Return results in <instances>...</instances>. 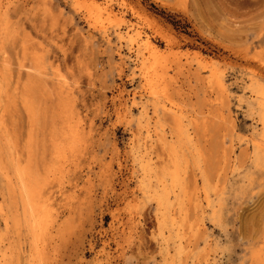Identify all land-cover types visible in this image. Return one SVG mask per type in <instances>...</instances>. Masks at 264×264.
Instances as JSON below:
<instances>
[{"label":"rangeland","instance_id":"rangeland-1","mask_svg":"<svg viewBox=\"0 0 264 264\" xmlns=\"http://www.w3.org/2000/svg\"><path fill=\"white\" fill-rule=\"evenodd\" d=\"M109 2L122 17L111 19L113 22L105 18L99 25L89 20L84 2L0 0V68L7 87L4 91L3 86L0 105V123L4 124L0 127L4 130L0 133V157L9 155V146L17 147V152L24 148L30 132L37 141L49 143L50 128L58 126L55 113L59 100L70 104V114L79 125L72 151L62 161L63 168L47 172L52 159L40 162L43 174L52 173L44 186L49 184L45 186L49 196L55 188L50 201L54 210L60 211L55 212V218L63 230L62 234L59 228L53 237L56 241L51 240L48 246L49 264H161L165 248L169 250L167 259L174 257L173 264H264V0ZM116 29L130 30L131 34L139 30L142 36L152 38L160 52L145 48L138 52L137 41L120 42ZM152 61L157 62L156 70L145 73L144 62L149 65ZM161 67L168 68L163 71ZM159 71L167 72V77ZM156 73L160 75L153 84L158 91L152 93L148 80ZM62 82L67 88L71 85L63 96L58 88ZM29 83L31 90L26 88ZM160 84H165L161 85L165 89ZM212 84L222 90L220 94L224 89L226 94L215 92ZM25 92L30 93L34 115L24 102ZM134 97L139 103L126 115L123 107ZM175 125H181L182 134ZM159 132H165L168 141H176L181 147L180 180L186 191L191 188L188 196L184 194L183 200L173 203L175 208L172 204L168 211L175 221L169 223V244L158 234L156 181L143 175L142 164L147 157L139 156L146 151L145 140L150 135L154 141L148 156L152 171L169 165L167 148L155 140ZM164 153L166 156H161ZM0 171V201L6 204L10 194L1 167ZM141 181L152 183L145 194L140 190ZM58 186H64L63 190ZM191 193L198 196L192 199ZM71 203L73 206L68 205ZM2 216L0 213V235L5 230ZM21 240L26 251L21 264H26L28 239L22 236Z\"/></svg>","mask_w":264,"mask_h":264},{"label":"bare ground","instance_id":"bare-ground-1","mask_svg":"<svg viewBox=\"0 0 264 264\" xmlns=\"http://www.w3.org/2000/svg\"><path fill=\"white\" fill-rule=\"evenodd\" d=\"M76 3L78 2H84V4L86 3L88 5V8H87V15H88V18L89 20L93 23V24H96L98 23L100 25L101 22H103L104 20L103 19H109V21H111V19H116L118 20L117 18L118 17H122L121 13L115 9V7L111 4V2H109V0H75ZM5 4V3H4ZM3 6H1L2 8ZM119 9V8H118ZM80 10V9H79ZM84 10V9H83ZM120 10V9H119ZM115 20V21H116ZM5 22V21H4ZM3 22V23H4ZM106 22V20H105ZM108 22V21H107ZM113 22V21H111ZM90 23V22H89ZM104 23V22H103ZM103 23H102V27H103ZM1 22H0V26H1ZM5 24V23H4ZM110 24V23H108ZM116 24V23H115ZM97 25V26H99ZM106 25V24H105ZM119 26V25H117ZM4 27V25H3ZM115 27V26H114ZM124 27V26H123ZM5 28H6V25H5ZM106 28V27H105ZM4 29V28H3ZM109 29V28H108ZM128 29V28H127ZM131 29V28H130ZM117 30V29H116ZM110 31V30H108ZM136 30H134L135 32ZM7 32V31H6ZM88 32V31H87ZM90 33V32H89ZM88 33V34H89ZM107 33V31H106ZM133 33V31H132ZM142 33L138 30L136 31L135 34H131V31L130 30H126L125 31H122V30H117L116 32V37L117 39L122 42V41H137V49H138V52H140L141 50L143 51V48L149 50L150 52H156V51H159V49L157 50V48H159L152 40V38H150V36L148 35H141ZM87 38V37H85ZM84 38V39H85ZM106 38H108L106 36ZM88 39V38H87ZM86 39V40H87ZM107 41H109V39H107ZM135 41V43H136ZM168 44V42H166ZM26 44V43H25ZM159 44V43H158ZM131 44H129L130 46ZM30 46L34 47L33 45L30 44ZM165 46V45H164ZM168 46V45H167ZM24 47V46H23ZM26 48V47H25ZM119 48V47H117ZM167 48V47H166ZM170 48V47H169ZM33 49V48H32ZM120 49V48H119ZM29 50V48L27 49ZM133 50V49H132ZM135 50V48H134ZM163 50V48H162ZM165 50V49H164ZM131 51V50H130ZM148 51V52H149ZM173 50H169V52L173 53V55H176V52L174 54V52H172ZM175 51V50H174ZM179 51V50H178ZM177 51V52H178ZM136 52V53H138ZM160 52V51H159ZM168 52V51H167ZM165 53L164 51V54H166L167 56L166 57H169L170 53ZM197 52V51H196ZM143 53V52H142ZM146 53V52H145ZM123 54V52H122ZM141 54V53H140ZM160 54V53H159ZM163 54V53H162ZM194 54H198V53H195ZM201 54V52H200ZM203 54V53H202ZM201 54V56H202ZM178 55V54H177ZM176 55V56H177ZM204 55V54H203ZM38 56V55H37ZM126 56V55H125ZM131 56V55H130ZM138 56V55H136ZM146 57V55H144ZM195 56V55H194ZM40 57V56H39ZM172 58V55L170 56ZM175 57V56H173ZM207 57V56H206ZM130 58V57H128ZM138 58V57H137ZM144 58V57H143ZM171 58H168L169 60ZM176 58V57H175ZM208 58V57H207ZM140 59V58H139ZM138 59V61H139ZM167 59V60H168ZM173 59V58H172ZM180 59V58H179ZM201 59V58H200ZM137 60V59H136ZM165 60V59H164ZM166 60V61H167ZM177 60V59H175ZM174 60V61H175ZM187 60V59H186ZM204 60V59H203ZM209 60V59H208ZM41 63L42 60H40ZM50 61V60H49ZM143 61V60H142ZM162 61V60H161ZM173 61V60H171ZM181 60H179L180 62ZM198 61V60H197ZM0 62H1V58H0ZM51 62H52V59H51ZM55 62V59L53 61V63ZM159 62V61H158ZM186 61H184L185 63ZM208 62V61H207ZM4 63V62H3ZM21 63V62H20ZM19 63V65H20ZM33 63V62H32ZM31 63V64H32ZM48 63V62H47ZM156 61H152L151 64L149 65H146L145 62H144V65L142 67H145L144 69V72L145 73H148L150 72L151 70L154 71L156 70ZM168 63V61H167ZM175 63V62H174ZM173 63V64H174ZM204 65L206 64L205 62H202ZM29 65V63H27ZM30 64V66H31ZM40 64V62H39ZM57 64V63H56ZM55 64V65H56ZM142 64V63H141ZM162 64V63H161ZM171 64V62H170ZM169 64V65H170ZM180 64V63H179ZM183 65V62L181 63ZM25 64L22 63V66H24L25 68ZM54 65V64H52ZM166 66L169 67V65L167 64H164ZM190 65V64H189ZM203 65V67H204ZM21 66V65H20ZM35 66V65H34ZM136 66V65H135ZM138 66V65H137ZM158 66V65H157ZM162 66V65H161ZM171 66V65H170ZM176 66V65H175ZM179 66V65H178ZM193 66V65H191ZM195 66V65H194ZM209 66V65H208ZM2 67V66H1ZM3 67H7V65L4 63V66ZM52 67V66H51ZM56 67V66H55ZM141 67V68H142ZM159 67H160V64H159ZM158 67V68H159ZM168 67H164L165 68H168ZM202 67V68H203ZM33 68V66L31 67ZM36 68V67H35ZM54 68V67H52ZM60 68V66H59ZM163 67H161V70L164 71V69H162ZM205 68V67H204ZM26 69H28V66L26 65ZM40 69V68H39ZM214 68H212L213 70ZM24 70V69H23ZM54 70H57V69H54ZM60 70V69H59ZM160 70V68L158 69ZM207 70V69H206ZM4 71H5V68H4ZM19 71V70H18ZM31 71V70H30ZM29 71V72H30ZM33 71V70H32ZM36 71V70H34ZM48 71V69H47ZM61 71V70H60ZM60 71H57V72H60ZM62 71H65V70H62ZM136 71V70H135ZM210 71V70H209ZM6 72V71H5ZM43 72V71H42ZM53 72V70H52ZM156 72V71H155ZM154 72V73H155ZM158 72V71H157ZM161 71H159L160 73ZM32 74H34V72H31ZM37 73V72H36ZM40 73V72H38ZM64 73H67V72H64ZM151 73V72H150ZM149 73V74H150ZM159 73H156V77L154 75H151L149 76L150 79L148 80L150 83H151V92L152 93H156V87L155 84H153L154 82H156L157 80V77L159 78ZM164 72H161V74H163ZM167 72H165V75H166ZM176 73V72H175ZM206 73V72H205ZM21 73L19 72V76ZM30 74V73H29ZM61 74V73H60ZM157 74H159L157 76ZM169 74V73H168ZM170 74L172 75V73L170 72ZM27 75V74H26ZM44 75V74H42ZM54 75V74H53ZM56 75V74H55ZM68 75V74H67ZM132 75V74H131ZM164 75V74H163ZM164 75V78L167 77V75L165 76ZM173 75H176L173 73ZM204 75V74H203ZM217 74H215L216 76ZM18 76V78H19ZM30 76V75H29ZM60 76V75H59ZM66 76V75H65ZM47 77V76H46ZM57 77V76H56ZM219 77V76H218ZM217 77V78H218ZM58 78V77H57ZM63 78V77H62ZM163 78V76H162ZM160 78V80L162 79ZM163 78V79H164ZM171 79V77H168ZM168 78L166 79V81H168ZM203 78H206V77H203ZM53 79V78H52ZM145 79V77H144ZM147 79V78H146ZM173 79V78H172ZM177 79V78H176ZM175 79V80H176ZM4 75H3V72L0 68V105L2 103V92H3V86H4ZM31 80V78H30ZM54 80H58V79H53ZM63 81V80H62ZM68 81V80H66ZM147 81V80H145ZM56 82H60V81H56ZM65 82V81H64ZM70 82V80H69ZM148 82V83H149ZM164 82V81H163ZM171 82H174V81H171ZM220 82V81H219ZM250 82V81H249ZM165 83V82H164ZM169 83V82H168ZM175 83H177L175 81ZM206 83V82H205ZM6 84V83H5ZM40 84V83H39ZM53 84V83H52ZM74 84V83H72ZM167 84V82L165 83ZM165 84H160V87L162 88V86H165ZM171 86V83H169ZM255 87V84L252 83ZM260 84V83H259ZM54 85V84H53ZM148 85V84H147ZM162 85V86H161ZM213 85V84H212ZM40 86V85H39ZM48 86V85H47ZM69 86H71L69 84ZM68 86V88H69ZM146 86V85H145ZM5 87V86H4ZM44 87V86H43ZM49 87V86H48ZM73 87V86H72ZM71 87V88H72ZM144 87V86H143ZM159 87V89H160ZM166 87V86H165ZM167 87V89H168ZM213 89L215 90V92H217L218 90H216V87H214V85L212 86ZM258 87V86H257ZM7 87L4 88V91ZM26 88L27 90H31L32 88V85L29 83L26 85ZM51 88V87H50ZM58 88H59V92L63 95H66V93L68 92V88L66 87L65 83L62 82V84L58 85ZM150 87H148L149 89ZM38 89V87H37ZM147 89V90H148ZM162 89H165V88H162ZM161 89V90H162ZM166 89V90H167ZM258 89V88H256ZM36 90V89H35ZM53 90V89H52ZM74 90V88L72 89ZM144 90H145V87H144ZM150 90V89H149ZM221 90V89H220ZM218 91L219 94L220 92L222 91ZM7 91V90H6ZM41 91V90H40ZM58 91V89H57ZM211 88H210V93H211ZM35 92V91H34ZM37 92V91H36ZM72 92V91H70ZM147 92V91H146ZM164 95L166 96L165 91H163ZM255 92V91H254ZM253 92V93H254ZM27 94H24L25 97H24V102L26 103V106L29 110V113L31 114H35V109L34 107L32 106L31 104V99H30V96L28 94V92H25ZM74 93V92H73ZM76 93V92H75ZM129 93V92H128ZM143 93V92H142ZM150 93V92H148ZM160 93V92H159ZM209 93V94H210ZM213 93V92H212ZM252 93V92H251ZM261 93L262 95H264V91L261 90ZM32 94V93H31ZM55 94V93H54ZM68 94V93H67ZM144 94V93H143ZM218 94V95H219ZM223 94H226L225 92V89H224V92ZM222 93L220 95H223ZM255 94V93H254ZM40 95V94H39ZM70 95V94H69ZM74 96V95H72ZM70 96V97H72ZM130 96V95H129ZM212 96V95H211ZM216 96V95H215ZM214 96V98H216ZM69 97V98H70ZM155 97V95H154ZM210 97V96H209ZM213 97V96H212ZM219 97V96H218ZM55 98V97H54ZM62 98V97H61ZM68 98V99H69ZM75 98V97H74ZM167 98V97H166ZM258 98V97H257ZM262 98V97H261ZM46 99V98H45ZM153 99V98H152ZM169 99V98H168ZM64 99L59 100V103H58V107H57V111L55 114H57V128L55 127H51V131H50V137H49V143H41L40 141H37L36 139L33 138V134H31L30 132V138H29V141L28 143L24 146H22V149L19 150V152H17V147L16 148H13L11 149L12 147L9 146L8 148V152H9V155L7 153V156L4 158L3 157H0V167L2 169V172L4 174V177L6 179V182H7V185H8V191H9V194H10V201L6 204H4L2 202V200L0 201V213L4 216V222H5V230H3L4 233H2V235H0V264H21V259H22V254L25 253L24 252V248L22 246V240H21V237L22 236H26V238L28 239V259H27V263L26 264H49L48 260H47V251H48V246L52 241H56L54 237L55 233L57 234V232L59 231V228H60V222L57 221V219L55 218V212H57V210L55 211L54 207L52 206L50 199L51 197H53V195H51L53 192V190H55V188L50 192V196H49V192H47V186L49 185H45L44 186V181H46L45 179H49L48 177H50L52 175V173L50 174V176H48L49 174H43V171L40 169L41 166H40V162L41 160H46V159H52V163L48 164L47 165V168L50 169L48 170L47 172L49 171H53L56 172L57 170H60L61 168H63L62 166L64 164H62V161L63 159L66 157V154L68 153L69 150H71L72 148V144H73V140L74 138L76 137V135L78 134V130H79V125H78V122L76 120L73 119L74 116H72L70 114V107H69V103L66 102V101H63ZM66 100V99H65ZM160 100V99H159ZM47 101V100H45ZM128 101V100H127ZM155 100H153L154 102ZM258 101V99H257ZM54 102V101H53ZM76 102V101H75ZM262 102V100H261ZM56 103V102H55ZM139 102L137 101V99L134 97L132 98L131 100V103L130 104H127V105H124L123 107V112L126 114V115H130L131 112H132V108L131 106L135 105V104H138ZM155 103V102H154ZM163 103V102H162ZM172 103V102H171ZM77 104V102H76ZM123 104V103H122ZM121 104V105H122ZM153 104V103H152ZM174 104V103H172ZM258 104V103H257ZM261 104H263V112L261 114V118H262V123H263V127H264V103L262 102ZM35 105V104H33ZM49 105V104H48ZM52 105V104H51ZM56 105V104H54ZM53 105V106H54ZM177 105V104H176ZM175 105V106H176ZM52 106V107H53ZM179 106V105H178ZM177 106V107H178ZM262 106V105H261ZM44 107V106H43ZM77 107V106H76ZM79 107V106H78ZM171 107V106H170ZM72 108V107H71ZM150 108V107H149ZM172 108V107H171ZM173 109V108H172ZM171 109V110H172ZM182 109V108H181ZM37 110V109H36ZM80 110V109H79ZM166 110V109H165ZM121 111H122V108H121ZM149 111V110H148ZM163 111V110H162ZM37 112V111H36ZM43 112V111H42ZM48 112V111H47ZM78 112V111H77ZM80 112V111H79ZM119 112V111H118ZM122 113V112H121ZM157 113V112H155ZM154 113V114H155ZM162 113V112H161ZM169 113V112H168ZM261 113V111H260ZM30 114V116H31ZM42 114V113H41ZM80 114V113H79ZM170 114V113H169ZM45 115V114H44ZM43 115V116H44ZM77 115V114H76ZM83 115V114H81ZM172 114H170L171 116ZM79 116V115H78ZM165 116V113L163 114V117ZM177 116V115H176ZM121 117V116H120ZM179 117V116H178ZM31 118V117H30ZM41 118V117H40ZM45 118V117H44ZM152 118V117H151ZM166 118V116H165ZM168 118V117H167ZM1 119V118H0ZM34 119V118H33ZM33 119H30L33 120ZM85 119V118H84ZM83 119V121H84ZM180 119V117H179ZM35 120V119H34ZM47 120V119H46ZM172 120V119H171ZM181 120V119H180ZM179 120V121H180ZM42 121V120H41ZM176 121V119H175ZM193 121V120H191ZM35 121H33L34 123ZM49 122V121H48ZM2 123V122H1ZM0 123V127L1 125L4 126V124H1ZM32 123V124H33ZM51 123V122H50ZM87 123V122H86ZM168 123V122H167ZM258 123V122H257ZM260 123V122H259ZM47 124V123H46ZM84 124V123H83ZM169 124V123H168ZM174 124V123H173ZM30 125V124H28ZM44 125V123H43ZM50 125V124H48ZM171 125V124H169ZM193 125V124H192ZM6 126V125H5ZM176 126V125H175ZM84 127H85V124H84ZM91 127V126H89ZM166 127V125H165ZM174 127V126H173ZM179 133H183V130H182V127L181 125H177L176 126ZM193 127V126H192ZM34 129V127H32ZM31 128V129H32ZM46 128V127H45ZM3 129V128H2ZM2 129L0 130L2 133ZM5 129V128H4ZM28 129V128H27ZM26 129V130H27ZM41 129V128H40ZM40 129H39V132H40ZM139 129V128H138ZM176 129V130H177ZM194 129V127H193ZM6 130V129H5ZM10 130V129H9ZM49 130V128H48ZM85 130V129H84ZM148 132L150 131L149 129H147ZM30 131V130H29ZM87 131V130H85ZM164 131V130H163ZM178 131H176V133H178ZM191 131V130H190ZM194 131V130H193ZM28 131H26L25 133L27 134ZM167 132V131H166ZM7 133V132H6ZM5 133V134H6ZM9 133V131H8ZM29 133V132H28ZM34 133V132H33ZM38 133V132H37ZM87 133V132H86ZM158 133V132H157ZM161 133V132H159ZM172 133V132H171ZM170 133V134H171ZM178 133V134H179ZM10 134H11V131H10ZM135 134V133H134ZM8 135V134H6ZM22 135V134H21ZM39 135V134H38ZM48 135V134H47ZM81 135V134H80ZM137 135V134H136ZM157 135V134H156ZM174 135V134H173ZM180 135V134H179ZM5 136V135H4ZM10 138L11 136L8 135ZM25 136V134H24ZM40 136V135H39ZM78 136V135H77ZM177 136V135H176ZM2 137V136H1ZM7 137V136H6ZM14 137V136H12ZM89 136H87V139H88ZM175 137V136H174ZM177 137H180V136H177ZM262 137L264 139V132L262 133ZM9 138V139H10ZM23 138V137H21ZM42 138V137H41ZM79 138V137H78ZM156 138V137H155ZM7 138H5L4 140H6ZM39 139V138H38ZM82 139V138H81ZM134 139V138H133ZM253 139V138H251ZM8 140V139H7ZM15 140V138H14ZM83 140V139H82ZM86 140V138H85ZM156 142H158L157 144H159L163 149L167 148L168 152L166 151L167 155H168V163L169 165L168 166H162L163 168L159 171L157 169V172L154 173L151 169V165L149 163L148 160L152 159L151 157L149 158V153H150V150L152 149V145L154 144V141L152 140L151 136L149 135V138L145 140V144L147 145V148H146V151L142 154V155H139L140 157H147V159L143 162L142 164V172H143V175L145 177H148V180H153L155 179L156 183H155V186L158 187V189H155L154 190V198H155V201H156V204H157V220H158V234L161 235V237L163 238V242L166 243V244H169V239H170V224H175V221H174V217L172 216L171 218L168 211L170 209V206L173 204V203H177V202H181V200H183V196L184 194L186 195L187 194V191L188 193L190 192L189 190L191 188L188 189V184H187V191L185 190L184 188V185L182 183V180H180V178H182L183 176L180 175V162L181 161V155H180V149L181 147L179 146V144L175 141V142H170L168 141V136L164 133H161L159 134L158 138L155 139ZM180 140V139H179ZM257 140V139H256ZM9 141H13V139L9 140ZM7 141V142H9ZM17 141V140H16ZM25 141V139L23 140L22 139V143ZM84 141V140H83ZM196 141V140H195ZM194 141V142H195ZM254 141V140H253ZM0 142H1V139H0ZM46 142V141H44ZM136 142V141H135ZM134 142V144H135ZM256 142V144L259 142L258 141H254ZM6 143V141H5ZM11 144H13V142H11ZM9 143V145H11ZM43 144H48L47 146H44ZM138 144V143H137ZM261 144V143H260ZM7 145V144H6ZM22 145V144H21ZM189 145V144H188ZM262 145V144H261ZM13 146V145H12ZM15 146V145H14ZM184 146V145H183ZM190 146V145H189ZM197 146V145H196ZM21 147V146H20ZM86 147V146H85ZM257 147V146H256ZM133 148H134V145H133ZM158 148V147H157ZM160 148V147H159ZM158 148V151L160 150ZM1 149V148H0ZM19 149V148H18ZM81 149V148H80ZM153 149H155L153 147ZM191 149V148H190ZM7 150V149H6ZM13 150V151H12ZM194 150V149H193ZM196 150V149H195ZM72 151V150H71ZM155 151V150H154ZM157 151V150H156ZM255 151V149H254ZM78 152V151H77ZM136 150L134 151V154H136ZM189 152V151H188ZM188 152L187 155H188ZM191 152V151H190ZM79 153V152H78ZM182 153V152H181ZM195 153V152H194ZM1 154V152H0ZM77 154V153H76ZM156 154V153H155ZM158 154V153H157ZM156 154V155H157ZM257 154V153H256ZM5 155V154H4ZM70 155V154H69ZM69 155L68 158L70 157ZM156 155H155V158H156ZM2 156V155H1ZM136 157L138 155H135ZM161 156H166L165 153L164 155H161ZM189 156V155H188ZM193 156V154H192ZM164 158V157H163ZM158 159H160L158 157ZM47 160V161H48ZM77 160V159H76ZM157 160V158H156ZM163 160V159H162ZM186 160V159H185ZM259 160V159H258ZM8 161H10L11 163L8 165ZM67 161V160H66ZM51 162V161H50ZM158 162V161H156ZM155 162V163H156ZM190 162V161H189ZM43 163V162H42ZM48 163V162H47ZM165 164V163H164ZM68 167V166H67ZM66 167V168H67ZM187 167V166H186ZM201 167V166H200ZM65 168V170H66ZM46 169V168H45ZM44 169V171H45ZM64 170V169H63ZM186 171V170H185ZM184 171V172H185ZM1 172V171H0ZM46 172V171H45ZM197 173V172H196ZM60 173H58L59 175ZM66 174V173H65ZM187 174V173H186ZM61 175V174H60ZM59 175V176H60ZM64 175V173H63ZM188 175V174H187ZM197 175V174H196ZM3 176V175H2ZM57 176V175H56ZM55 176V179H57ZM181 176V177H180ZM189 176V175H188ZM194 176V175H193ZM194 178V177H193ZM198 178V177H197ZM196 178V179H197ZM4 179V181H5ZM60 179V178H58ZM62 179H63V176H62ZM68 179V178H67ZM61 180V179H60ZM56 181V180H55ZM186 181V180H185ZM184 181V182H185ZM57 182V181H56ZM59 182V181H58ZM151 181L149 182H145V181H141V192L142 194H145L147 193L148 191H150L149 188H151L152 186V183H150ZM52 183V182H51ZM186 183V182H185ZM1 184V183H0ZM53 184V183H52ZM51 184V186H52ZM196 184V183H195ZM195 184H192V185H195ZM2 185H5V184H2ZM55 184H53L54 186ZM57 185V184H56ZM55 185V186H56ZM190 185V184H189ZM207 185V184H206ZM1 186V185H0ZM198 186V184H197ZM203 186V185H201ZM6 187V186H4ZM60 187V186H58ZM64 188V186H62ZM62 187H60V191H62ZM46 188V189H45ZM49 188V187H48ZM52 188V187H51ZM203 187H201L202 189ZM1 189V188H0ZM3 189V188H2ZM7 189V187H6ZM50 189V188H49ZM58 189V188H57ZM204 189V188H203ZM194 190V189H193ZM59 191V192H60ZM7 192V190H6ZM57 192V191H55ZM64 192V191H63ZM62 192V193H63ZM192 193H194L192 190H191ZM200 192V191H199ZM204 192V190H203ZM151 193V192H150ZM192 193H191V196H192ZM196 193V192H195ZM206 193V192H205ZM4 194V193H3ZM8 194V192L6 193ZM56 194V193H55ZM74 195L71 193V196ZM64 196V195H62ZM188 196V194H187ZM186 196V197H187ZM194 196H198L197 194ZM192 196V199L193 197ZM199 196H205L204 195H199ZM59 196H57L56 198H58ZM65 197V196H64ZM139 197V196H138ZM2 198V197H1ZM8 198V196H7ZM133 198V197H132ZM197 198V197H196ZM200 198V197H199ZM62 199L64 200V198L62 197ZM68 199V198H67ZM74 199V198H73ZM140 199H142L140 197ZM187 199V198H186ZM191 199V198H190ZM191 199V200H192ZM9 200V198H8ZM53 200V199H52ZM54 200L55 199V196H54ZM72 200V198H71ZM137 200V199H136ZM135 200V201H136ZM184 200H185V197H184ZM6 201V199H5ZM57 201V200H56ZM74 200H72L73 202ZM186 201V200H185ZM196 201V200H195ZM59 202V201H58ZM65 202V201H64ZM67 202V201H66ZM65 202V203H66ZM183 202V201H182ZM187 202V201H186ZM191 202V201H190ZM63 203V202H62ZM68 203V202H67ZM66 203V205H67ZM70 203V202H69ZM75 203H77V201H75ZM55 204V203H54ZM74 204V203H73ZM73 204H68V205H72ZM184 204V203H183ZM186 204V203H185ZM61 205V203H60ZM64 204V206H66ZM207 205V204H206ZM58 206V205H57ZM56 206V207H57ZM175 205L173 204V207ZM185 207V205H184ZM59 208V206H58ZM63 208V207H62ZM65 208V207H64ZM175 208V207H174ZM57 209V208H56ZM66 210L64 209V212ZM69 211V210H68ZM132 210H130L131 212ZM174 211L176 210H173V213ZM60 212V211H58ZM57 212V213H58ZM134 212V211H132ZM56 213V214H57ZM137 214V213H136ZM64 215V214H63ZM62 215V216H63ZM177 215V214H176ZM2 216V217H3ZM175 216V215H174ZM59 217V216H58ZM65 217V215H64ZM1 218V217H0ZM62 218V217H61ZM134 218V216H133ZM136 218V217H135ZM181 218V217H180ZM3 219V218H2ZM65 219V218H64ZM59 220V219H58ZM135 220V219H134ZM133 220V221H134ZM137 220V219H136ZM170 220L172 222H170ZM62 222V220H61ZM64 222H66V220H64ZM180 222V221H179ZM63 223V222H62ZM61 223V224H62ZM170 223V224H169ZM4 224V223H3ZM1 224V225H3ZM65 224V223H63ZM62 224V225H63ZM68 224V223H67ZM66 224V225H67ZM61 225V226H62ZM69 225V224H68ZM67 225V226H68ZM201 225V224H200ZM3 227V226H2ZM66 226H64L65 228ZM183 227V226H182ZM4 228V227H3ZM63 228V226H62ZM1 229V228H0ZM69 229V228H68ZM67 229V231H68ZM195 229V228H194ZM61 230V228H60ZM66 230V229H65ZM64 230V231H65ZM168 230V234H166ZM62 231V234H63V230ZM183 231H186V230H183ZM69 232V231H68ZM68 232L66 233V235L68 234ZM61 233V232H60ZM0 234H1V230H0ZM184 234V233H183ZM65 235V236H66ZM62 237V236H60ZM64 238V237H63ZM58 239H59V236H58ZM60 240V239H59ZM16 241L18 242L16 244ZM24 241V240H23ZM182 241V239H181ZM60 242V241H59ZM59 242H57L56 244H58ZM52 244V243H51ZM54 244V243H53ZM52 244V245H53ZM25 245V244H24ZM51 245V246H52ZM59 245V244H58ZM57 245V246H58ZM56 246V245H55ZM56 246V247H57ZM55 247V248H56ZM54 248V249H55ZM50 249V248H49ZM56 250V249H55ZM58 250V249H57ZM56 250V251H57ZM27 251V252H28ZM52 252H55L53 250H51ZM101 251V250H100ZM51 252V253H52ZM164 255H163V258L164 260L161 262V264H173V261H174V257H172L170 260L167 259V255L169 254V250L168 248H165V251L163 252ZM57 254V253H56ZM55 254V255H56ZM53 255V253H52ZM51 255V256H52ZM262 256V255H261ZM53 257V256H52ZM52 259V258H51ZM182 260V259H181ZM54 262V261H53ZM55 263V262H54ZM58 264V262H57ZM101 264H103L101 262ZM201 264V263H200Z\"/></svg>","mask_w":264,"mask_h":264}]
</instances>
